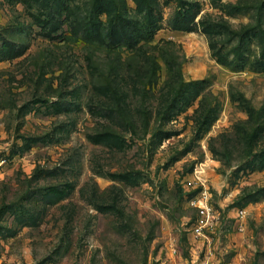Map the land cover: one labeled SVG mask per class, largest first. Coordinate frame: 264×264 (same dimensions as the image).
I'll return each instance as SVG.
<instances>
[{"label": "rangeland", "instance_id": "374dc122", "mask_svg": "<svg viewBox=\"0 0 264 264\" xmlns=\"http://www.w3.org/2000/svg\"><path fill=\"white\" fill-rule=\"evenodd\" d=\"M1 159L0 264H264V0H0Z\"/></svg>", "mask_w": 264, "mask_h": 264}, {"label": "built area", "instance_id": "2783aa9c", "mask_svg": "<svg viewBox=\"0 0 264 264\" xmlns=\"http://www.w3.org/2000/svg\"><path fill=\"white\" fill-rule=\"evenodd\" d=\"M7 159L0 160V167L5 165ZM200 217L193 228V234L195 241L201 237L210 241L211 237L209 232L211 231L214 215L208 205H205L200 210ZM187 264H250L246 262L237 261L234 257H229L227 254H223L219 248L206 247L201 248L196 256H192L190 260L187 259Z\"/></svg>", "mask_w": 264, "mask_h": 264}]
</instances>
